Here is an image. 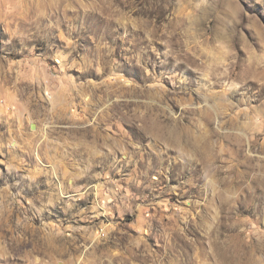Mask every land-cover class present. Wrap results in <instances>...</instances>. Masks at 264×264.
<instances>
[{
	"label": "rangeland",
	"instance_id": "374dc122",
	"mask_svg": "<svg viewBox=\"0 0 264 264\" xmlns=\"http://www.w3.org/2000/svg\"><path fill=\"white\" fill-rule=\"evenodd\" d=\"M0 264H264V0H0Z\"/></svg>",
	"mask_w": 264,
	"mask_h": 264
}]
</instances>
